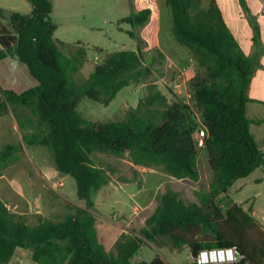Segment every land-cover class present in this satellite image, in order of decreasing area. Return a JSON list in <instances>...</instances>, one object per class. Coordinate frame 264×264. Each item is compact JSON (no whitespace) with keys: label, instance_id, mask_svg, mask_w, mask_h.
<instances>
[{"label":"trees","instance_id":"1","mask_svg":"<svg viewBox=\"0 0 264 264\" xmlns=\"http://www.w3.org/2000/svg\"><path fill=\"white\" fill-rule=\"evenodd\" d=\"M28 1L31 14L10 13L0 6V18L12 27V31L0 29V64L6 60L23 64L36 82L21 93L0 83V117L12 113L22 135V141L0 148V177L22 160L24 145L45 148L56 171L75 180L81 205L66 200L64 217L30 224L0 200V264H10L18 250L30 251L37 264H169L159 255L150 263H133L139 251L151 244L177 252L187 247L195 264L203 252L226 249L243 257L234 264H264V225L238 203L230 201L226 209L218 204V199L229 198L237 180L264 167V151L247 116L259 54L243 51L216 0H208L206 8L203 0H166L172 34L197 63L196 76L189 82L191 102L172 92L170 101L157 84L150 83L147 96L136 107L123 119L107 123L86 120L78 104L89 98L109 105L124 88L154 76L141 35L151 10L132 11L118 21L120 30L121 24L130 25L126 32L136 42V50L106 54L89 78L78 84L72 74L87 62L89 49L81 42L55 39L50 0ZM240 3L258 43L260 27L246 0ZM69 46L73 49L66 53ZM158 57L163 55L158 52ZM202 127L207 131L203 149L212 173L209 190L196 193L198 202H193L172 187L163 188L145 226L131 229L108 251L98 234L95 197L111 178L92 156L124 158L129 153L134 165L162 168L175 179L199 182L197 135Z\"/></svg>","mask_w":264,"mask_h":264},{"label":"rangeland","instance_id":"2","mask_svg":"<svg viewBox=\"0 0 264 264\" xmlns=\"http://www.w3.org/2000/svg\"><path fill=\"white\" fill-rule=\"evenodd\" d=\"M50 1L53 4L52 18L59 25V29L55 34L56 38L67 44L81 42L89 49L87 62L79 71L72 74V79L78 84L84 83L94 71V66L97 65L95 64V58H99L101 61L97 62L101 64L107 53L136 50V42L126 32V30L131 28L130 25L121 24L120 27L123 30H120L118 25L120 19L129 16L132 11H136L133 6V0ZM0 6L10 13L31 14L32 11L28 0H0ZM2 28L12 31L9 20L0 18V29ZM162 36H165V31ZM71 49H73L72 46L64 48L66 53H69ZM102 51L104 52L101 53ZM152 54L158 55L156 51H152ZM149 56L151 55L146 53L145 57L148 64H152L153 61ZM159 79L157 76H152L149 79L133 84V86L124 88L109 105L95 102L89 98H83L79 102L77 109L88 121L107 123L121 120L129 108L136 107L138 102L147 96V85L158 82ZM0 83L4 88L12 89L18 93L26 91L36 84L25 65L11 60L3 61L0 64ZM157 85L164 93L170 96V101H173V95L170 93L168 85L163 83ZM20 141H22V135L13 114L9 113L1 116L0 148L7 143ZM257 144L264 151L263 144L260 142H257ZM92 158L95 164L103 167L109 174H113L117 168L124 170L126 175L129 173L126 171L127 160H129L127 155L124 158H116L105 154H94ZM199 168L201 172L199 182L191 180L180 181L165 173V176L160 178V181L166 183L163 188L172 187L185 200L198 202L196 193L208 191L212 179V173L208 166V154L204 149L199 150ZM7 170L6 174L11 179L17 180L19 190H22L29 200L34 201L33 205L36 203L35 208H37L38 204L43 208L45 207V213L49 219L62 218L68 212L64 206V201L56 197L54 190L38 175L42 171L51 175V172L55 170L53 160L47 149L24 145L22 160L17 164L11 165ZM167 176L171 177L172 181ZM58 179L63 180L65 183L64 187L58 189V192H62L70 201L78 202L75 180L71 177L63 179V176L60 175ZM2 184H5V180H0V197L11 207V210L16 209L14 205L8 202L10 198L4 197L6 195L4 188H1ZM51 184H53L52 186L56 184L54 178H52ZM54 188L57 189L58 187L54 186ZM149 188L150 185L148 186V191ZM138 190L139 187L136 183L126 188L122 187L115 190L116 197L127 203L128 214L132 213L134 206H137L140 212L145 208L147 212H150L157 205V198L154 194L148 198L146 204H142L149 192L146 190L139 195L137 194ZM229 196L234 202L242 204L245 209H249L252 205L255 212L254 215L264 223V167L257 169L247 178L237 180L231 188ZM100 197L98 195L99 199ZM230 198L226 200L220 198L218 199V204L223 209H226L228 202L232 201ZM111 203V200L106 201L105 214L113 211V209H119V207L112 206ZM25 217L28 221L32 219L30 215ZM126 217L128 216L123 213L118 219L119 221H124ZM37 222L35 220L31 221L32 224ZM157 255L171 264H195L189 248L185 247L181 252H174L163 248L159 244L144 246L133 259V263H150ZM13 259L16 261V258ZM22 259L23 262L19 261L18 264H37L32 260L29 252L26 255H22Z\"/></svg>","mask_w":264,"mask_h":264},{"label":"crops","instance_id":"3","mask_svg":"<svg viewBox=\"0 0 264 264\" xmlns=\"http://www.w3.org/2000/svg\"><path fill=\"white\" fill-rule=\"evenodd\" d=\"M216 2L219 6L224 20L226 21L229 29L239 42L243 51L247 55H252L255 53L259 54V64L255 69L249 89V98L251 101L249 102L247 107V116L252 121L250 130L254 135L256 142H260L264 146V14L261 13V8L264 5V0H246L247 5L250 9V14L257 22L261 30V39L258 43L254 41L253 25L250 23L240 3V0H216ZM133 6L136 11H141L143 9L148 8L152 12L151 20L149 24L141 30V35L147 42V48L145 49V52H148L149 55H151L149 57L153 61V67L155 69L154 76L160 78L158 82H155V84L163 83L168 85L170 92L176 94L186 103H190L191 100L187 101L186 95L188 93H191L189 89V82L196 76L197 63L193 58L191 52L185 47L181 46L175 40L172 34V13L171 9L166 5V0H133ZM203 7H208V0H203ZM30 9L33 10L32 5L30 6ZM56 25L57 32L59 29V25ZM164 31L165 36L163 37L162 35ZM55 39H57L56 36ZM152 51H156L157 54L158 52H160L163 55V58H159L158 55L155 56L154 54H152ZM97 61L101 60L99 58H95V64L98 65L100 62L98 63ZM179 72H184L187 83L180 92H174L172 90V86L175 77ZM159 89L161 90V88ZM167 97L169 98V100L171 99L169 95H167ZM127 157H129V153L127 154ZM127 162L128 165L126 171L129 172L128 175H126L124 173L125 171L121 168H117L113 174L108 173L111 178L109 184L103 187L95 197V206L99 215V222L97 225L98 234L101 242L105 245L108 251H113L115 245L121 240H123L124 236L129 235L131 229L140 231L145 226V221L147 220V218L154 213L157 207L156 205L155 208L150 212H147L146 208L140 212V209L137 206H134L132 213L128 214L127 203L122 202L119 198L116 197L115 190L117 188L122 187L126 188L131 184L136 183L139 187L137 194L140 195L143 191H148V186L150 185L148 191L149 195L145 197L146 199L142 203L146 204L148 198L152 194H154V196L157 198L158 193L166 184L160 181V178L165 176V172L162 170V168H147L143 166L134 165L130 161V158L129 160H127ZM9 168L10 167H8L7 169ZM6 170L4 172V175L0 177V180H5V184H2L3 186L1 188H4V193L6 195L4 197L10 198V201L8 202L16 207V209H13L12 211L23 216L30 215V217L32 218L29 221L30 224H32L31 221L34 220L37 222L42 218L49 219L48 215L45 213V207L43 208L38 204L37 208H35L36 203H34L33 205L34 201L29 200L26 194L22 190H19V188L17 187V180L11 179L6 174ZM55 170L51 172V175L47 174L45 171H42L41 173L37 174L46 181L47 185L50 186V188L54 190L57 195L56 197L62 199L64 202L66 200L70 201L62 192H58V189L64 187L65 183L63 180L58 179L59 175H63H61ZM68 177L70 176H63V179H67ZM167 177L171 180V177ZM52 178L55 179L56 184L54 186L58 187L57 189H55L54 186H52L53 184H51ZM230 191L228 193L229 198ZM98 195L99 197L101 195L100 199L98 198ZM0 200L3 201L1 197ZM104 200H111L112 206L119 207V209H113L112 207L113 211H110L108 214H105L104 211L106 210L107 206L106 201ZM3 202L7 205L5 201ZM70 202L81 205L79 201ZM240 205L245 209L242 204ZM8 206L9 205H7V207ZM8 208L11 210L10 206ZM245 210H251L252 215L257 218L254 215L255 212L252 205L249 207V209ZM123 213L128 217H126L124 221H119L118 218ZM261 223L264 225L263 222ZM28 252L31 256L30 251L18 250L16 252V255L14 256V258H16V261L12 259L10 264H18L19 261H21L22 263V255H26ZM166 262L171 264L169 261Z\"/></svg>","mask_w":264,"mask_h":264},{"label":"built area","instance_id":"4","mask_svg":"<svg viewBox=\"0 0 264 264\" xmlns=\"http://www.w3.org/2000/svg\"><path fill=\"white\" fill-rule=\"evenodd\" d=\"M261 13L264 14V5L261 8ZM186 77L184 72H179L173 82L172 90L174 92H180L186 85ZM186 100L190 101L192 99V94L188 93ZM207 136V131L205 127H202L197 135V144L200 149L205 147V138ZM243 260V257L235 249L217 250V251H207L200 254L196 262L198 264H205L209 262L224 264V263H239Z\"/></svg>","mask_w":264,"mask_h":264}]
</instances>
